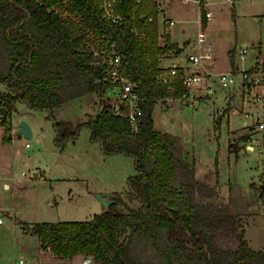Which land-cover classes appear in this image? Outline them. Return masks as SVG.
I'll use <instances>...</instances> for the list:
<instances>
[{
    "label": "trees",
    "instance_id": "trees-1",
    "mask_svg": "<svg viewBox=\"0 0 264 264\" xmlns=\"http://www.w3.org/2000/svg\"><path fill=\"white\" fill-rule=\"evenodd\" d=\"M100 1L0 0V106L9 117L17 102L45 111L59 147L86 127L90 141L104 154L128 155L136 168L127 179L126 193L114 194L108 207L92 219L22 222L24 230L37 235L41 247L57 257L82 253L92 264H264V251L249 246L245 231L237 230L239 215L231 213L229 205L209 200L217 190L195 177L180 137L154 128L153 108L167 94L154 80L159 57L181 51L167 33L166 43L159 44L157 1L142 0L135 17V0L117 1L124 16L121 25L102 18ZM200 21L207 24L202 3ZM134 26L145 31L150 45L136 38ZM106 39L116 43L124 74L146 98L137 129L126 116L114 114L104 99L108 83L93 52ZM232 55L231 49L234 64ZM181 91L180 83L175 96ZM91 92L100 96L97 115L80 123L58 116L71 100ZM6 131L10 133V124ZM250 134L233 140L247 141ZM229 146L236 153L240 150L232 142ZM259 195L264 198V187ZM222 234H233L232 244L223 245Z\"/></svg>",
    "mask_w": 264,
    "mask_h": 264
},
{
    "label": "rangeland",
    "instance_id": "rangeland-1",
    "mask_svg": "<svg viewBox=\"0 0 264 264\" xmlns=\"http://www.w3.org/2000/svg\"><path fill=\"white\" fill-rule=\"evenodd\" d=\"M156 1L160 16L175 19L172 26L174 33L171 34L173 41L183 42L187 35L194 33L192 36H195L199 29L204 30L206 35L207 30L214 58L204 60L210 69L205 67L215 75L229 72L234 81L223 87L211 76L210 81L215 83L216 92L209 96L199 90L202 93L199 100L188 106L178 96L159 99L153 108L154 128L180 137L184 159L193 166L195 177L217 190V195L209 200L219 205H229L230 212L239 215L237 230L245 231L249 246L264 251V198L259 195L264 187L263 155L257 145L254 149L246 150L247 144L251 143L248 139L240 142L233 140L234 137L251 133L253 142L258 145L259 141L261 145L264 143V132L256 125L257 120L264 118V99L257 100L259 94L253 91L256 86L244 83L241 73L255 64L257 48L251 43L250 33L258 28L264 34V0H242V4L237 3L236 7L231 0H209V5L205 6L212 10L213 17L207 27L199 20L200 4L195 0ZM250 10H255L259 15L252 17L243 14ZM182 29H185V34ZM188 44L189 41L184 43L185 48L180 47L178 53L167 51L163 56L180 55L187 62L185 55L190 53L186 48ZM233 48L234 66L229 56V49ZM244 48L245 57H242L239 52ZM184 66L189 70L188 65ZM241 85L243 90L249 91L254 102L249 106L244 105L246 102L239 103V107L235 101L228 108L227 94L232 92L237 99ZM211 98L214 102L203 103ZM100 108L99 94L91 92L81 99L71 100L69 108L58 116L80 123L88 120L89 115H97ZM10 114V117L7 114L5 121L0 120V177L4 174L8 176L6 180L0 179V217L5 220L0 225V264L18 263L21 257L27 255L25 251L33 256L37 250L34 235L29 234L32 240L25 239L19 235L17 227L14 230L9 228L10 223L16 222L4 209L17 210L15 216L23 220L39 217L41 221L51 222L89 220L94 213L108 207L112 192L125 194L128 177L136 173L130 156L104 154L96 142L90 141V130L86 127L80 129L76 139L59 147L54 144L55 131L45 111L34 110L23 102H17ZM246 117L249 121H255L230 138L231 131L240 128ZM22 119L30 121L35 131L34 137L28 139V146L21 144L22 135L19 138L14 132L6 131V124L11 125L12 120L19 124ZM2 138L7 140L8 145L1 142ZM230 142L240 148L237 153L231 150ZM38 166L43 169V177H35L39 171L37 173L34 168ZM2 180L7 181L10 187H5ZM76 203L84 208L83 213L74 210ZM233 236L222 234L221 243L232 244ZM83 258L91 257L85 255ZM92 263L91 259L88 264Z\"/></svg>",
    "mask_w": 264,
    "mask_h": 264
},
{
    "label": "built area",
    "instance_id": "built-area-1",
    "mask_svg": "<svg viewBox=\"0 0 264 264\" xmlns=\"http://www.w3.org/2000/svg\"><path fill=\"white\" fill-rule=\"evenodd\" d=\"M119 0H101L99 7L101 11L102 18L110 24L121 25L123 21V13L120 12L116 6V2ZM142 0H135L133 3V14L135 17L136 10H138V5ZM191 1V0H184ZM199 4H204L207 0H195ZM160 12V9H159ZM209 18V12L206 11V19ZM200 20V19H199ZM153 18L148 17V22H152ZM156 21L158 23V40L159 44L166 43L164 40L165 33L169 34L170 29L175 24V19L166 17L165 15H157ZM202 23V22H201ZM134 35L139 40L146 41L150 45V40H148V35L145 31H138L137 27L134 26L132 29ZM185 46H182L184 49ZM190 53L185 55L187 59V64L190 68L187 70L186 66L179 63H172L170 65H165L162 62L161 55L159 57V63L157 65V71L154 74V80L156 85H164L166 87V96L163 98H173L178 96L183 100L186 106L192 105L193 101H198L202 93L199 90L204 91L205 95L211 96L215 91V83L210 81L211 76L215 77L222 86H228L229 83L234 81V77L231 73H219L215 75L209 71L204 64V60L212 59V49L210 42L205 38V32L199 29L198 32L192 40L189 41L186 47ZM246 48L242 49L239 54L245 57ZM94 59L95 64L104 70V81L108 83L106 90L104 92L105 100L109 101L112 111L116 115L126 116L130 122L132 128L137 129L138 119L141 116V104L146 99L141 96L137 91V83L131 78L126 76L122 69V59L121 54L117 48L115 42H111L108 39L94 49ZM200 70H202L200 74ZM242 80L244 83L261 86L264 83V61H258L251 67L246 68L242 72ZM183 86V91L180 95H176V90L179 84ZM204 83L203 86L200 84ZM198 90V91H197ZM260 97L257 95V100ZM1 120V116H0ZM256 125L260 130L264 132V118L259 119ZM251 140V138H250ZM255 141V140H254ZM256 144H258L256 142ZM264 144V143H263ZM28 146V141L24 143ZM3 219L0 218V223ZM85 264L91 263V258L84 260Z\"/></svg>",
    "mask_w": 264,
    "mask_h": 264
},
{
    "label": "crops",
    "instance_id": "crops-1",
    "mask_svg": "<svg viewBox=\"0 0 264 264\" xmlns=\"http://www.w3.org/2000/svg\"><path fill=\"white\" fill-rule=\"evenodd\" d=\"M228 1H230V0H228ZM232 1V3H234V5H235V7H236V5H237V3H239V4H242V0H231ZM209 0H207L205 3H204V7H205V9H206V11L207 12H209V18H208V20H207V24L205 25L206 27H207V25L209 24V20H211V18L213 17V12H212V10L208 7V8H206V6H208L209 5ZM206 5V6H205ZM243 14H247V15H249V16H252V17H257L258 15H259V13H257L255 10H250V11H246V13H243ZM169 18V17H168ZM172 19V18H171ZM174 20V19H173ZM174 33V29L171 27V29H170V33H169V38H170V40H171V42L174 44H176L177 46H179V47H182L183 46V44L184 43H186V42H188V41H190V40H192V37H194V36H192L191 34H189V35H185L186 37H185V41H183V42H179V41H177V40H172V38H171V34H173ZM182 33H184L185 34V29H182ZM188 36H192V37H188ZM207 36L209 37V35L207 34V30H206V35H205V38L207 39ZM250 40H251V43H252V45L253 46H255L256 48H257V56H256V59H255V62L254 63H256V62H258V61H261L262 59H264V34L262 33V31L260 30V29H258V28H254L253 30H252V32L250 33ZM207 41L208 42H210V44H211V49H212V52H213V45H212V42L209 40V39H207ZM230 50V49H229ZM233 50V59H234V64H235V55H234V51H235V48H233L232 49ZM172 56L174 57V58H172ZM165 60H167L168 62H165ZM181 60V61H180ZM162 62H163V64H165V65H170V64H172V63H179V64H187V62L186 61H184V59H182V57L180 56V55H174V54H171L170 56H168L167 55V57L166 56H164V57H162ZM205 64V63H204ZM234 64H232L233 66H234ZM206 65V67H209V69H210V66L209 65H207V64H205ZM211 65H212V63H211ZM235 68L236 69H238V66L236 65L235 66ZM224 73H226V72H224ZM243 83V82H242ZM223 87H226V86H223ZM240 90H241V93L239 94V97L236 99V97H235V94H233L232 92H230V93H228L227 95H228V97H227V95H226V97H227V99L229 98V101L227 102V106H228V108H230V107H232L233 105H232V102H237V104H239V103H242V104H244L243 102H246L244 105L245 106H249L250 104H251V102H254L253 100H251V97H250V94L247 92V91H245V90H243V87H242V85H241V88H240ZM253 91L254 92H257L258 94H259V97H260V99H264V83L261 85V86H256L254 89H253ZM81 99V98H80ZM256 101V100H255ZM212 102H214L213 101V98H211V100L209 99V100H207V101H205V102H203V103H212ZM70 105V104H69ZM196 106V105H195ZM241 105L239 104V107H240ZM243 106V105H242ZM69 108V107H68ZM180 108H182L181 106H180ZM234 110V109H233ZM235 110H237L236 108H235ZM248 111H250V110H247V112ZM263 111H264V107H263ZM258 119V118H257ZM28 121V120H27ZM253 121H255L254 119L252 120V121H249L248 120V117H246V118H244V120H243V124H242V126L240 127V128H237V129H233L232 131H231V136H230V138H232L233 136H236V133H237V131L239 130V129H241V128H247V126H250L249 124H251ZM28 123H29V126H30V129H31V131L33 132V136L32 137H34V134H35V131L33 130V127H32V125L30 124V121H28ZM12 126H11V131L10 132H14L15 134H16V130H17V128H18V124L17 123H14L13 122V120H12V124H11ZM17 136H19V138H21V135L19 134H16ZM8 136H10L11 137V135L9 134ZM251 134H250V136H249V142H251V143H249V144H247V146H246V150L247 149H254L255 147H256V145L259 147V149L261 150V152H262V155H263V144L261 145V142L259 141V145L258 144H256L255 142H253L252 140H250V138H251ZM4 138V137H3ZM3 138H2V143H4V144H7L6 143V141L5 140H3ZM21 144L22 145H24L23 143H22V140H21ZM8 145V144H7ZM25 146V145H24ZM242 150H245V149H242ZM22 161H24L23 159H22ZM36 171H37V173H38V171H39V173H38V175L37 176H35V177H40V175H41V177H43V175H44V173H43V169L40 167V166H38V167H36V168H34ZM37 173H35V174H37ZM4 176V177H3ZM3 176H1L0 177V179H3V180H6V178H8V176L6 175V174H4ZM3 177V178H2ZM2 180V181H3ZM2 184H4V186L5 187H10V184H8V182L7 181H3L2 182ZM126 192V191H125ZM115 193H121V192H119V191H114V192H112V194L110 195V196H113ZM73 196V195H72ZM71 199H72V197H71ZM111 200V199H110ZM110 202V201H109ZM91 209V208H90ZM74 210L76 211V212H80V213H83L84 212V208L82 207V206H80V204H75L74 205ZM4 211L6 212V214L9 216V217H11V218H13L14 220H15V222H16V224L14 223V222H12V223H10V225H9V228L10 229H12V230H14V229H17L18 228V230H19V235L21 236V237H23V238H25V239H30V240H32V237H31V235H29V234H32V235H34L35 237V242H36V246H35V248L37 249L36 250V253H35V255H31V254H29L27 251H25V254H27V255H25L24 257H21L20 259H19V262L18 263H15V264H85L84 263V258H83V256H85V254H82V253H77V254H75V256H73V257H57L54 253H52L51 252V250L50 249H45V248H42L41 247V240H40V238L37 236V235H35V234H33L32 232H30V231H28V232H26V230L24 231L23 230V225H22V222H27V223H29V224H32V223H35V222H38L37 220H40L41 221V219L42 218H31V219H33V220H26V219H20V218H18V217H16L15 216V214L18 212L17 210H15V212H13L12 210H10V209H4ZM1 218V217H0ZM74 220H79V219H74ZM61 221V220H60ZM68 221H70V220H68ZM72 221V220H71ZM5 223V220L3 219V222L2 223H0V225H3ZM17 227V228H16ZM24 250H25V247H24ZM36 255H37V258H36Z\"/></svg>",
    "mask_w": 264,
    "mask_h": 264
},
{
    "label": "water",
    "instance_id": "water-1",
    "mask_svg": "<svg viewBox=\"0 0 264 264\" xmlns=\"http://www.w3.org/2000/svg\"><path fill=\"white\" fill-rule=\"evenodd\" d=\"M0 116H1V120H4L7 117V109L5 106L2 105L0 106ZM15 132L18 135L19 134L22 135L23 144L33 136V132L31 131L28 122L23 119L19 121L18 128Z\"/></svg>",
    "mask_w": 264,
    "mask_h": 264
}]
</instances>
